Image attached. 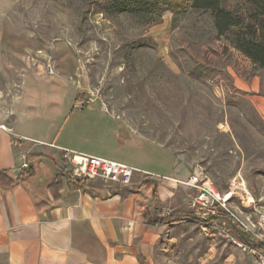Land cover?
I'll use <instances>...</instances> for the list:
<instances>
[{
    "label": "rangeland",
    "instance_id": "1",
    "mask_svg": "<svg viewBox=\"0 0 264 264\" xmlns=\"http://www.w3.org/2000/svg\"><path fill=\"white\" fill-rule=\"evenodd\" d=\"M106 3L0 0V66L18 69L7 78L20 81L23 73L50 64L81 86L79 104L118 116L168 150L171 166L184 176L202 170L220 194L242 177L264 211V70L228 35L216 37L208 12L166 8L153 22ZM166 162L151 168L170 174ZM152 177L161 185L158 211L193 215L197 188ZM141 180L137 174L129 186ZM180 264L262 261L189 217L180 223Z\"/></svg>",
    "mask_w": 264,
    "mask_h": 264
},
{
    "label": "crops",
    "instance_id": "2",
    "mask_svg": "<svg viewBox=\"0 0 264 264\" xmlns=\"http://www.w3.org/2000/svg\"><path fill=\"white\" fill-rule=\"evenodd\" d=\"M39 68L13 82L7 77L17 75L18 69L10 72L0 66V125L7 128L0 127V170L16 175L33 152L63 160L61 148H68L171 181L189 176L171 166L168 150L140 136L118 116L101 106L79 104L84 100L81 86ZM164 157L172 174L151 168ZM34 162L36 176L0 189V264H180L183 219L147 220L146 209L158 216L171 213L151 203V189L139 183L104 198L64 186L57 201L38 208L47 201L48 185L59 169L47 156Z\"/></svg>",
    "mask_w": 264,
    "mask_h": 264
},
{
    "label": "trees",
    "instance_id": "3",
    "mask_svg": "<svg viewBox=\"0 0 264 264\" xmlns=\"http://www.w3.org/2000/svg\"><path fill=\"white\" fill-rule=\"evenodd\" d=\"M115 12H128L136 15H147L150 21H157L166 8L175 10L194 9L208 12L213 19V26L216 37L228 35L230 44L240 51L244 56L258 68L264 70V0H107L106 3ZM47 156L54 160L59 171L52 178L48 185L47 201L37 204L38 208L48 206L57 201L59 193L65 186L68 189H81L93 195L108 197L121 191L127 186L95 187L87 180L73 177L70 170L65 166V160L57 158L45 152H33L25 156L27 166L14 175L7 170H0V189L8 188L16 183L24 182L37 175L35 158ZM154 179L145 178L139 185H145L146 189L152 190L151 203L154 204L157 196L158 184ZM95 189L99 190L96 192ZM103 191V192H100ZM144 216L147 220L163 223L169 219H184L193 217L187 213H169L165 216L151 214L145 210ZM237 237L245 243L252 244L261 249L263 244L255 245L248 237L241 232L236 233Z\"/></svg>",
    "mask_w": 264,
    "mask_h": 264
},
{
    "label": "built area",
    "instance_id": "4",
    "mask_svg": "<svg viewBox=\"0 0 264 264\" xmlns=\"http://www.w3.org/2000/svg\"><path fill=\"white\" fill-rule=\"evenodd\" d=\"M47 72H53L50 64L47 65ZM0 127L7 129L4 124H1ZM61 150L63 158L71 165V174L81 180L89 179L108 186H129L137 174L160 177V175L110 158L68 148H61ZM23 166H27V163H24ZM179 183L197 188L191 207L193 217L199 219L203 229L209 230L214 235L258 256L264 264V247L261 250L252 244L245 243L236 235L237 232L244 233L251 243L264 245V211L259 209L258 206L261 205L257 203L256 197L242 177L234 178L228 190L223 194L215 189L212 182L205 180L202 170L199 168Z\"/></svg>",
    "mask_w": 264,
    "mask_h": 264
}]
</instances>
